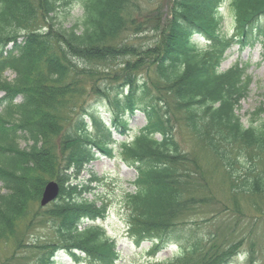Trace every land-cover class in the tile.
Instances as JSON below:
<instances>
[{
    "label": "trees",
    "instance_id": "obj_1",
    "mask_svg": "<svg viewBox=\"0 0 264 264\" xmlns=\"http://www.w3.org/2000/svg\"><path fill=\"white\" fill-rule=\"evenodd\" d=\"M142 1L0 0L5 61L0 86L9 91L7 100L0 99V183L6 190L0 187V244L24 218L25 228L47 222L52 233L33 241L36 250L25 264H61L60 253L79 264H118L121 259L118 240L97 224L109 208L102 201L97 205L93 183L100 177L92 171L81 179L98 152L116 154L113 132L102 130L100 104L113 111L120 134H130L120 141L115 159L137 173L129 183L132 190L123 189L121 195L130 237L138 247L148 243L147 264H234L246 252L243 240H223L212 227L203 233L201 222L184 221L182 213L211 194L200 170L186 168L195 159L177 140L169 114L173 108L184 112L186 125L208 142L231 177L238 174L230 155L234 146H242L240 161L243 151L264 153V107L248 126L238 113L240 98L253 82L247 66L220 70L235 40L242 50L260 44L264 56V0L151 4L152 16L140 24L155 33L147 44L135 37L145 30L130 27L134 14L146 6ZM76 7L83 13L69 21ZM227 16L232 37L224 26ZM10 43L16 48L5 51ZM118 58L126 60L125 69L116 71L122 77L114 82L108 63ZM9 69L16 74L12 81L5 78ZM90 97L99 100L98 106L88 102ZM139 111L146 123L132 131L125 115ZM49 177L59 182L60 195L33 211ZM236 182L235 190L264 196V170L252 169ZM172 246L177 250L171 256H159ZM253 255L247 252L250 264L256 262Z\"/></svg>",
    "mask_w": 264,
    "mask_h": 264
},
{
    "label": "rangeland",
    "instance_id": "obj_2",
    "mask_svg": "<svg viewBox=\"0 0 264 264\" xmlns=\"http://www.w3.org/2000/svg\"><path fill=\"white\" fill-rule=\"evenodd\" d=\"M169 0H143L142 4L146 6H141L143 12L135 13V21L130 23V27L134 32L138 27H141V23L145 19L144 16H152L151 8L149 6L153 4L155 7L160 5L161 7L166 4ZM149 5H148V4ZM148 5V6H147ZM224 8V6L222 7ZM83 11L79 8H74L71 12L69 21L73 18L80 17ZM165 19L162 20V22ZM139 24L138 26H135ZM70 23L67 24L69 26ZM225 30L229 33V37L234 35V30L232 26V20L229 16L226 17L224 21ZM141 29L145 31L138 30L135 34L137 39L143 41L144 44L152 43L151 37L155 34L152 29L148 26H142ZM125 34H128L126 32ZM54 42L56 40L54 39ZM234 45L230 47L225 53V60L223 61L220 70L225 72L226 70L235 67L237 63L246 65V73L252 77V84L249 88L248 95L240 98V107L238 113L242 118V122L247 126L255 120V111L260 107H264V56L263 47L257 44L254 48H247L242 50L239 44L234 41ZM204 43V40H202ZM7 48L15 49L11 43L5 46V51ZM27 49V48H26ZM4 51V49H3ZM4 51V52H5ZM4 56H0V65L4 64ZM125 59L118 58L114 61H110L108 64L109 70H112L109 74L113 78L114 82L120 79L122 75L120 72L125 69ZM151 70L149 73L154 80H157V76ZM16 74L11 70H7L5 73L6 80L12 81ZM117 78V79H116ZM116 79V80H115ZM9 91H6L0 86V99L7 100L9 98ZM19 96L16 101H20ZM98 99L90 97L88 102L94 106H98ZM98 113L102 118L105 126L102 124V130L105 132L111 131L113 135L111 136L112 146L115 149V155L120 148V141L126 139L124 134H120V130L113 124V111L105 108L103 104L98 106ZM1 111V107H0ZM171 122L176 130V138L180 142L182 148L190 155L192 161L186 162L187 169H197L200 170V175L204 180H206L208 185V191H210V196L208 199L204 200L203 204L198 207H190L185 210L182 214L184 216V221H194L195 223L201 222V228L203 233L206 232L207 228L212 227L217 233L222 234L220 239H237L243 240L246 252L242 256L237 258L234 264H250L247 259V252L250 250L252 255L255 256L256 262L254 264H264V196L262 195H251L246 192H241L235 190L234 181L238 180V183L246 178V174L252 169H257L260 172L264 170V153L259 150L252 148L251 150L244 152L245 158L240 156V148L242 146L237 145L230 149V155L234 157L233 163L235 165L236 171L238 172L236 177H231L227 173V167L223 164L222 160L217 157V155L209 147L208 142H204L200 137H198L194 132L186 125V116L184 112L177 111L173 108L171 114H169ZM126 118L130 119L129 128L132 131H138L145 125L146 118L141 111L136 112L134 115L126 114ZM104 119V120H103ZM264 120V117H263ZM3 122V121H2ZM91 128V127H90ZM98 128L97 130H99ZM92 134H96L95 129H91ZM133 133V132H132ZM222 144V143H221ZM220 144V147L222 146ZM224 144V143H223ZM24 144H22L23 146ZM229 150V149H228ZM248 154V155H247ZM110 155H106L103 152H98L97 159L87 166V169L82 172L81 179L86 180L89 177L88 172H95L97 176L100 177L99 182L94 186H97L96 196L100 199L97 201V205L100 206V202H105L108 205V211L105 219H101L97 222L100 226L103 225L108 230V234L118 240V249L121 250V259L118 264H147L148 254L144 251L148 246L145 243L142 247H138L135 244L133 238L130 237L128 233V223L126 217L125 206L122 202L121 192L123 189L132 190L133 187L129 183H132L136 179V171L134 168L129 167L121 159L117 160ZM241 157V156H240ZM255 158V159H252ZM199 176V175H198ZM54 180L51 177L47 178V182ZM204 181V183L206 184ZM44 185V186H45ZM44 188V187H43ZM43 194V193H42ZM42 197V195H41ZM41 197L30 209L36 211V209L41 206ZM88 197L93 198L90 194ZM37 209V211H38ZM36 211V212H37ZM32 214V213H31ZM33 215V214H32ZM31 215L28 216V219ZM215 219V220H210ZM202 220H210L209 222H202ZM37 222V220H36ZM35 222V223H36ZM28 223L27 219L24 218L19 221V227H16L13 231L12 228L8 229V234L10 238H3V242L0 244V264H25L27 259H30L33 254L31 252L36 249L33 247V241H42L45 238L52 235L49 230L48 223L42 222L37 224V227L25 228ZM13 231V234L11 233ZM9 239V241H8ZM8 241V242H7ZM17 243L18 246L15 244ZM28 244H33L32 246ZM177 250V247H169L168 250L163 251L159 256L161 258H168L171 254ZM14 253L16 257L14 256ZM60 259V260H59ZM61 264H79L75 263L74 260L68 257L58 255L57 261ZM81 264H88L86 261Z\"/></svg>",
    "mask_w": 264,
    "mask_h": 264
},
{
    "label": "water",
    "instance_id": "obj_3",
    "mask_svg": "<svg viewBox=\"0 0 264 264\" xmlns=\"http://www.w3.org/2000/svg\"><path fill=\"white\" fill-rule=\"evenodd\" d=\"M60 187L58 182H49L46 186H45V190L44 193L42 195V201H41V205L43 207H45V205L53 202L56 200L57 196L60 193Z\"/></svg>",
    "mask_w": 264,
    "mask_h": 264
}]
</instances>
